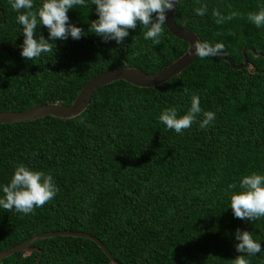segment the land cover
Returning a JSON list of instances; mask_svg holds the SVG:
<instances>
[{
  "label": "trees",
  "instance_id": "obj_1",
  "mask_svg": "<svg viewBox=\"0 0 264 264\" xmlns=\"http://www.w3.org/2000/svg\"><path fill=\"white\" fill-rule=\"evenodd\" d=\"M41 4L34 0L36 7ZM201 4L208 5L203 17L194 11ZM262 7L264 0H182L174 14L176 24L200 40L223 43L222 56L235 65L243 64L247 48L261 54L245 53L250 69L197 57L156 88L117 81L97 89L76 118L0 125V185L23 164L51 174L59 188L34 214L0 209V252L36 235L69 230L96 237L120 264H231L247 255L235 248L239 228L261 243L260 253L246 257L250 264H264V218H235L226 191L244 175L264 174V28L247 20L248 12ZM95 8L85 0L84 7L69 10L70 22L84 30L79 40L50 41L52 52L28 61L20 55L18 13L9 0H0V113L48 103L68 106L101 73L128 67L155 74L188 49L165 25L159 45L144 39L139 24L121 44L104 42L88 31L98 19ZM214 8L225 16L242 15L217 25ZM41 34L49 37L42 25L36 38ZM192 94L215 120L206 129L194 123L182 135L168 130L159 115L167 107L186 114ZM31 247L43 250L40 264H112L84 238L55 237ZM38 257L17 252L0 264H37Z\"/></svg>",
  "mask_w": 264,
  "mask_h": 264
},
{
  "label": "clouds",
  "instance_id": "obj_2",
  "mask_svg": "<svg viewBox=\"0 0 264 264\" xmlns=\"http://www.w3.org/2000/svg\"><path fill=\"white\" fill-rule=\"evenodd\" d=\"M178 3L181 0H91V4L96 6L98 19L90 22L88 31L101 37L104 42L114 40L121 44L129 36L130 30L136 29L139 24L143 26L144 39L159 45L167 13L173 11ZM9 4L18 13L16 21L22 26L24 40L20 55L25 60L32 61L42 53L52 52L54 43L50 41H66L69 37L79 40L85 35L81 27L70 22L68 15L69 10L84 7L85 0H42L39 7L34 5V0H9ZM194 11L197 16L203 17L208 12V5L201 4ZM241 15L233 11L225 16L218 9H212V17L217 25ZM247 20L257 28H264V7L259 11L248 12ZM41 25L48 30L47 39L43 34L39 39L36 38L37 28ZM191 48L202 60L225 53L223 43L213 44L200 39H196ZM184 92L188 94L189 90L185 88ZM201 116L202 119H198ZM214 120L215 113L204 111L200 106V97L196 94L191 95V106L186 114L179 115L176 107H167L159 115V121L168 130L181 135L194 123L199 122L200 128L206 129ZM79 123L85 124V121L80 119ZM237 187L239 191H231ZM0 189V209L8 212L15 210L23 215L34 214L36 208L50 203L59 191L51 174L32 170L23 164L16 166L10 182L0 185ZM226 191L229 192V207L235 218L246 221L264 218V174L252 172L244 175L238 185L230 183ZM235 239L238 241L236 251L247 255L236 256L231 264H250L246 257L262 251L261 243L249 231L237 228Z\"/></svg>",
  "mask_w": 264,
  "mask_h": 264
},
{
  "label": "water",
  "instance_id": "obj_3",
  "mask_svg": "<svg viewBox=\"0 0 264 264\" xmlns=\"http://www.w3.org/2000/svg\"><path fill=\"white\" fill-rule=\"evenodd\" d=\"M178 5L179 3L176 5V8L173 11L167 13L165 27L174 37L186 42L188 44V49L183 55H181L169 66L155 74H147L136 68L128 67L106 71L90 79L80 90L75 100L70 105L65 106L58 103H48L20 112H1L0 125L9 123H25L47 116L64 120L73 119L78 117L87 109L93 93L103 86L117 81H124L137 88H156L165 84L166 82L186 70L197 58V56L194 54V49L191 48V44H193L196 39L200 38L195 32L187 29L184 26H179L176 24L174 14ZM248 51H250L255 57L262 56L261 54L256 53L254 49L247 48L243 50L244 62L241 65H235L231 58L222 55L215 56L214 58L227 62L232 70L250 69L248 62L245 59V53ZM55 237L88 239L94 242L98 246V248L103 251V253L108 257L112 264H120L114 258V255L107 249V247L96 237L88 233L71 232L69 230L48 232L36 235L24 243L18 244L6 251L0 252V262L17 252H38L39 257L37 259V264H40V260L43 257V250L37 247H31V245L38 240L50 239Z\"/></svg>",
  "mask_w": 264,
  "mask_h": 264
}]
</instances>
